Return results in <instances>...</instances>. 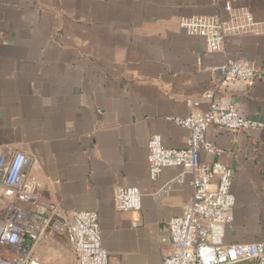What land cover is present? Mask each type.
<instances>
[{"label": "crops", "instance_id": "crops-1", "mask_svg": "<svg viewBox=\"0 0 264 264\" xmlns=\"http://www.w3.org/2000/svg\"><path fill=\"white\" fill-rule=\"evenodd\" d=\"M227 1L250 11L260 32L228 35L209 52L179 26L190 16L225 18ZM228 57L249 62L258 78L221 87L211 67ZM211 100L264 123V0H0V146L30 156L29 173L63 211L97 212L107 264H161L172 253L168 220L191 198L190 177L172 166L152 180L148 141L156 133L165 147H185L188 130L173 118ZM205 139L217 150L200 160L232 169L224 241L264 244V130L210 125ZM117 186L140 190L138 211L116 208ZM36 253L43 264H75L61 235Z\"/></svg>", "mask_w": 264, "mask_h": 264}, {"label": "built area", "instance_id": "built-area-1", "mask_svg": "<svg viewBox=\"0 0 264 264\" xmlns=\"http://www.w3.org/2000/svg\"><path fill=\"white\" fill-rule=\"evenodd\" d=\"M226 16L196 15L182 18L179 26L189 34L205 39L209 52L220 51L228 35L259 33V23L246 9L225 3ZM220 74L219 85L235 80L252 82L258 69L247 61L226 58L211 67ZM210 96V94H206ZM196 108L199 101L186 99ZM173 120L188 130L187 144L168 148L159 134L148 141V172L153 180L164 167H180L188 174L192 195L182 213L168 220L172 253L161 264H264V244L226 243V227L232 222L235 198L231 192L232 169L220 162L205 163L200 152L217 149L205 139L210 125L227 131L264 130V123L241 116L235 105L211 100L203 112L190 111ZM30 156L0 146V264H43L37 257L38 244L45 238L63 236L69 244L75 264H107L101 245L98 214L94 210L63 211L41 191L37 178L29 173ZM114 203L121 211H138L141 193L134 186L114 188Z\"/></svg>", "mask_w": 264, "mask_h": 264}, {"label": "rangeland", "instance_id": "rangeland-1", "mask_svg": "<svg viewBox=\"0 0 264 264\" xmlns=\"http://www.w3.org/2000/svg\"><path fill=\"white\" fill-rule=\"evenodd\" d=\"M4 208V205L3 204H0V210Z\"/></svg>", "mask_w": 264, "mask_h": 264}]
</instances>
